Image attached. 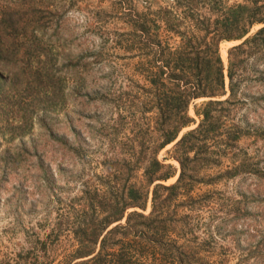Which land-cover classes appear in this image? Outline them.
Here are the masks:
<instances>
[{"label": "trees", "instance_id": "obj_1", "mask_svg": "<svg viewBox=\"0 0 264 264\" xmlns=\"http://www.w3.org/2000/svg\"><path fill=\"white\" fill-rule=\"evenodd\" d=\"M65 1L23 0L21 9L13 0H0V102L10 113L21 105L28 115L55 114L64 79L88 78L104 65L99 54L86 50L68 61L65 78L54 69ZM240 1L223 9V0H176L184 9L179 15L172 7L151 10L148 4L139 10L132 0H117L123 4L120 21L127 31H99V36L103 47L122 49L137 60L134 79L127 80L129 91L102 97L115 113L107 127L110 155L97 162L98 173L81 181L78 194L58 206L52 218L43 217L37 231L25 234L17 251H0V264H225L228 249L216 245L213 229L244 218L248 205L264 210V167L253 173L244 152L222 174L198 176L201 170L218 168L227 149L235 146L227 141L238 137L234 126H221L228 117L221 104L229 105L243 80L237 51L264 45V0ZM29 29L32 46L22 60L19 53L28 43ZM90 33L81 37L84 49ZM170 33L178 37L173 45L166 41ZM222 41L236 43L227 50L225 63L218 50ZM39 91L47 94L38 98ZM8 128L24 133L20 126ZM169 143L172 162L157 155ZM15 163L20 160L4 162L0 184ZM227 174H244L242 179L255 187L238 193V199L216 190L195 192L197 185H211ZM59 243L64 248L55 254ZM263 245L258 242L252 252ZM248 257L245 253L234 264Z\"/></svg>", "mask_w": 264, "mask_h": 264}, {"label": "rangeland", "instance_id": "obj_2", "mask_svg": "<svg viewBox=\"0 0 264 264\" xmlns=\"http://www.w3.org/2000/svg\"><path fill=\"white\" fill-rule=\"evenodd\" d=\"M13 1L18 8L25 7L23 0ZM175 1L132 0L139 10L150 4L151 10H170L172 7L181 15L184 10L182 4ZM234 3L242 4V1L223 0L222 7L225 9ZM28 6L31 8L32 5L29 3ZM64 6L66 11L59 28L61 37L54 51L57 58L54 69L56 67L60 76L65 78L64 75H68V61L85 55L86 50L99 54L98 58H102L101 64L104 65L95 68L88 78H82L78 74L77 81L64 79L62 96L54 109L55 114H48L47 117H41L40 112L33 115L23 113L21 105L16 106L17 110L10 113L7 105L0 102V181L4 162L20 160L19 164L15 163L4 184H0L1 252L17 251L19 246L23 245L26 233L37 231L43 217L52 218L58 206H62L67 198L78 194L81 181L91 177L92 173L99 172L101 167L97 162L101 161L104 155H110L108 144L112 135L107 127L112 125L115 118V113L102 97L110 96L111 92L113 95L128 92L127 80L134 79L132 70L137 59L127 57L131 53L122 49L107 47L108 44L103 47V38L99 36V31H127L124 23L120 21L123 17L120 6L123 4L119 5L117 0H66ZM257 26L259 25H253L240 41ZM86 31L93 33L89 34L88 47L84 49L81 37ZM27 33L28 43L19 53L23 57L22 60L27 59L32 46L30 29ZM166 41L173 45L178 42V37L170 33ZM233 44L236 43L222 41L218 45L224 63L227 50ZM242 49L237 53L241 52L238 57L242 60L243 80L229 98V105L221 104L228 110V117L222 119L221 126H234L238 130L236 140L227 141V144L235 146L227 149L218 168L201 170L198 176L222 174L225 169L238 164L242 152L249 157L248 162L253 173L264 167V45H258L254 49L244 46ZM35 65L36 62L33 61L32 68ZM224 82L227 83L226 78ZM24 83L25 81L21 85L22 88ZM85 93L88 95L84 96ZM227 93L228 90L225 95ZM44 94L47 93L39 91L37 96L39 98ZM33 96L32 92L29 98L32 99ZM206 99L208 98L201 102H206ZM11 120L15 122L14 125L11 124L13 126H10ZM19 126L20 130H24L21 135L8 128ZM183 131L184 128L178 132L177 138ZM172 143L158 150V158L165 156L168 162L173 161L167 152H171ZM59 144L64 147H59ZM243 176L245 175H223L211 185H197L195 192L216 190L232 199H238V193L247 192V187L250 190L255 187L248 179L243 180ZM243 210L246 216L233 225L225 224L218 231L213 229L214 241L221 249H228L225 264H234L239 256L245 253H248L249 257L243 264H264V245L260 246L258 251L252 252L258 242L264 241V210L255 204L248 205L246 210L243 207ZM255 229L259 230L251 235ZM62 248L64 244L59 243L53 252H61Z\"/></svg>", "mask_w": 264, "mask_h": 264}]
</instances>
